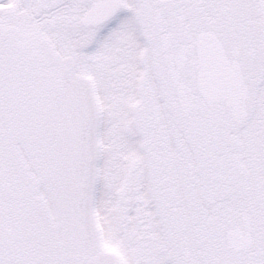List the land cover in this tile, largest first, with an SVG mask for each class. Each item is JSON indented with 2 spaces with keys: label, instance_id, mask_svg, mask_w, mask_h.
Masks as SVG:
<instances>
[{
  "label": "snow or ice",
  "instance_id": "snow-or-ice-1",
  "mask_svg": "<svg viewBox=\"0 0 264 264\" xmlns=\"http://www.w3.org/2000/svg\"><path fill=\"white\" fill-rule=\"evenodd\" d=\"M0 264H264V0H0Z\"/></svg>",
  "mask_w": 264,
  "mask_h": 264
}]
</instances>
